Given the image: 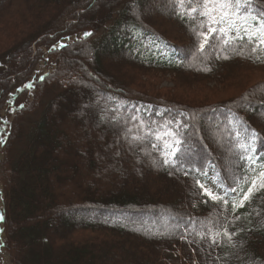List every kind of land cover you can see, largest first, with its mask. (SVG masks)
<instances>
[{"label": "trees", "instance_id": "trees-1", "mask_svg": "<svg viewBox=\"0 0 264 264\" xmlns=\"http://www.w3.org/2000/svg\"><path fill=\"white\" fill-rule=\"evenodd\" d=\"M177 11L172 0H0V234L11 264H264V189L231 208L251 169L264 170V78L236 82L241 70L264 77V45L252 52L213 34L201 51L202 18ZM41 59L49 74L37 75ZM158 73L173 74L174 88L215 81L242 92L204 107L171 91L157 101L139 90L140 76ZM31 79L46 92L30 93ZM165 125L185 141L175 168L156 138ZM206 165L227 206L196 185L206 186Z\"/></svg>", "mask_w": 264, "mask_h": 264}, {"label": "snow or ice", "instance_id": "snow-or-ice-1", "mask_svg": "<svg viewBox=\"0 0 264 264\" xmlns=\"http://www.w3.org/2000/svg\"><path fill=\"white\" fill-rule=\"evenodd\" d=\"M172 3L174 9H179L176 13L179 18L183 19L187 16L194 21L198 18H202L198 27L193 29V32L201 38L199 43V49L201 51L205 50V45L209 42V36L213 34H219L223 45H228L235 41H245L246 39L247 43L254 45L252 47V52H256L261 45H264V8L252 9L250 0H195V2L194 0H172ZM249 20H251L252 23H249ZM84 35L87 37L92 34L86 32ZM60 47H65V45L61 44ZM240 54H243L242 50ZM257 59H259V57H257ZM31 86V84L25 85V87ZM132 119L137 118L132 117ZM164 127L168 128L167 125ZM255 135V132H253V143ZM165 137L169 139H165ZM156 138L157 140L163 141L164 164L171 165L175 168L177 163L186 162L182 157L185 141L179 132L168 128V130L162 134L156 133ZM134 139H139V137H135ZM154 147H156V145H154ZM239 147L245 153L254 151V148L250 144L241 143ZM246 158L253 165L257 163L256 158L252 155H248ZM261 169H264V164L261 165ZM251 171L253 176L244 181L245 183L250 182V186L246 191L240 188L239 191L242 198L238 201L231 202L233 211L243 207L244 203L249 201L255 192L264 189V170L257 172L256 168H252ZM202 174L207 175V173ZM196 185L202 190V194L207 196L210 201L224 206L229 204V201L225 199V196L228 194L227 191L225 192V196H220L211 189L205 187L199 180L196 181ZM231 191L236 192L237 189H231ZM3 219V214H0V221H3ZM237 219H239V217H237ZM0 231H2V229H0ZM217 235H219V233H217ZM224 235L231 240L232 234H229L226 228ZM213 242L215 243V240H213Z\"/></svg>", "mask_w": 264, "mask_h": 264}, {"label": "rangeland", "instance_id": "rangeland-1", "mask_svg": "<svg viewBox=\"0 0 264 264\" xmlns=\"http://www.w3.org/2000/svg\"><path fill=\"white\" fill-rule=\"evenodd\" d=\"M64 43V42H62ZM44 51L46 52V55L48 54L47 49ZM53 69V65H47L46 61L44 59H41L37 65V75L42 74V75H46L49 74ZM122 71H129V69H127V67H123L121 68ZM120 70H117V73ZM130 72V71H129ZM261 73V71H259ZM240 78L236 81L238 82L239 85L245 84V83H252L255 81L260 80L262 77L260 74H258V76L256 78L253 77V80L250 81H246L245 78H247L248 76L245 74L246 71L245 70H241L240 72ZM138 75V74H137ZM140 76V75H139ZM154 78L151 79V81H147L144 78H142L140 76V78L145 82L144 88H147V90H139V91H143L144 94H146L149 99H156L157 101L163 100L166 96V94H168L170 91L171 93L175 94L176 97L180 98L183 95H185L186 100H190V101H194L197 100L198 102L202 103V106L204 107L205 103H208L206 105H209L212 102H217L220 99H224L227 97H234L239 95L242 91L238 90L237 87H235V85L233 84V87L235 88H229L226 89V87H229L228 85H222V84H216L215 81H208L209 83H200V84H196L194 85L191 90H189L187 88L186 89H182L180 88H174L173 86V74L171 73H158L154 76H152ZM261 77V78H260ZM203 81V80H202ZM204 82V81H203ZM235 82V83H236ZM242 82V83H241ZM29 84H31V87H28L30 89V93H37L38 91H44L46 92V87L41 90L39 87L36 86V84H34L33 79H31V81H29ZM28 84V85H29ZM264 84V80L261 79V82H259L257 85H263ZM259 87V86H258ZM176 89V90H175ZM231 93H228L230 92ZM139 94H141V92H137ZM160 97V98H159ZM34 98V95L31 94L30 96V100H32ZM46 98V95H45ZM40 112V110H37V112H35L34 114L31 115H25L22 119V123L23 124H28L29 122L35 120L38 116V113ZM2 113H4V110H2ZM15 113H12L10 115V119H12L14 117ZM217 118H213L212 116H208L206 117L205 121L208 122L209 127L210 126H216L218 125L217 123ZM3 121H7V120H3ZM260 127V126H259ZM218 128V127H217ZM260 130L264 133V129ZM244 136L249 139V133L244 134ZM260 137V145H262L264 147V136L261 134L259 135ZM6 138V126L4 124L0 125V140L5 141ZM250 140V139H249ZM258 141V140H256ZM208 148H216L217 146H209L207 145ZM1 147V145H0ZM221 150V149H220ZM219 154L223 153V150L218 152ZM218 153H214V154H218ZM218 156V155H217ZM2 157V153H0V158ZM225 163H228L229 160V164L228 166H231L230 164V156L227 155V157H224ZM230 167H227V169H229ZM206 186L207 188L211 189L214 193H216L218 190H221V185L224 183L220 177L216 174V169L212 168L209 165H206ZM228 176L231 177V179L227 180L228 182L230 181L232 183V185H234V178L233 175L230 174L228 171L226 172ZM224 176V175H223ZM225 180L227 179L224 176ZM2 188V185L0 184V189ZM2 196H0V206L2 205ZM4 239V233L2 232L0 234V247L2 248V251L0 252V264H11V259L9 256V253L7 251H5V249L3 248V244H2V240ZM202 264L203 261H202Z\"/></svg>", "mask_w": 264, "mask_h": 264}, {"label": "water", "instance_id": "water-1", "mask_svg": "<svg viewBox=\"0 0 264 264\" xmlns=\"http://www.w3.org/2000/svg\"><path fill=\"white\" fill-rule=\"evenodd\" d=\"M86 32H88V33H91L90 31H86ZM85 32V33H86ZM83 36L85 37V35L83 34ZM2 251V248L0 247V252Z\"/></svg>", "mask_w": 264, "mask_h": 264}]
</instances>
